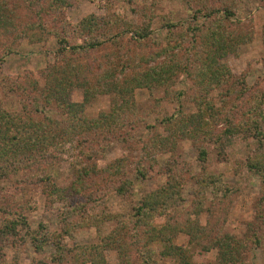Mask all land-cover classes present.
<instances>
[{"label":"trees","instance_id":"obj_1","mask_svg":"<svg viewBox=\"0 0 264 264\" xmlns=\"http://www.w3.org/2000/svg\"><path fill=\"white\" fill-rule=\"evenodd\" d=\"M215 1L219 6H211ZM231 1L185 0L189 20L163 18L166 45L145 58L112 60L105 56L84 62L86 55L107 45L123 49L125 38L150 42L152 10L142 7L136 12L130 8L139 16L130 22L110 10L109 0H94L100 9H106V15H89L74 24L66 14L67 0H20L11 5L9 0H0V46L4 47L0 49V64L17 51L20 39L40 44L53 38L57 45L54 63L45 69L42 85L29 76L24 81L3 80L6 92L19 98L20 110H6L0 103V180L21 173L26 183L42 187L52 204L66 210L59 233L50 232L45 224H39L34 232L25 216L30 206L2 198L0 242L11 238L14 249L29 243L36 254L51 247L48 264H107L105 251L117 254V264H160L167 259L173 264H196L187 246L215 252V264L246 263L251 246L260 244L257 229L250 225L242 239L223 232L226 211L236 191L220 175L208 172L204 147L213 144L219 149L220 160L225 161V150L237 138H252L258 143L244 164L263 188L257 206L258 231L264 228V131L260 125H264V93L248 87L244 77L233 75L223 62L242 41L228 33V26L235 22ZM19 7H23V17L15 12ZM199 18L206 22L197 23ZM152 43L158 45V41ZM181 76L190 81L193 93L174 90ZM76 89L82 92L81 102L72 101ZM139 90H163V99L178 104L179 109L162 120L168 135L139 142L143 157L136 162L120 158L98 168L96 162L110 151L112 142L127 143L130 131L148 115L137 108ZM214 91L218 92L212 96ZM96 97H108L110 105L91 118L86 108ZM184 102H191L195 112L186 113ZM178 140L191 142L201 167L199 174L190 176L195 187L190 205L178 212L172 210L183 202V180L173 173L175 164L167 163L166 182L142 197L126 221L97 210L106 191L102 187L111 185L117 195H125L132 187L128 179L131 170L137 180L147 179L148 155L173 153ZM63 161H68L74 180L61 188L53 182V171ZM206 201L221 211L218 225L200 224L199 216L213 209L205 207ZM73 214L80 219L70 220ZM111 222L116 223L115 228L99 244L80 247L64 242L74 228L98 229ZM127 229L131 235L126 234ZM176 234L187 237L186 247L174 244ZM0 264H20L17 253L8 263L0 248ZM32 264L46 263L36 260Z\"/></svg>","mask_w":264,"mask_h":264},{"label":"rangeland","instance_id":"obj_2","mask_svg":"<svg viewBox=\"0 0 264 264\" xmlns=\"http://www.w3.org/2000/svg\"><path fill=\"white\" fill-rule=\"evenodd\" d=\"M20 0H9L8 5L18 3ZM94 0H67L68 8L66 14L68 19L77 24L83 18L89 15L105 16L106 9H100V3L92 2ZM214 1V0H213ZM235 22L228 26L234 39L240 37L241 44L234 49V53L229 54L223 62L235 76H243L246 85L258 94L264 93V1L261 0H232ZM109 8L112 12L128 19L130 22H136L139 19L138 8H149L152 10L154 20L152 23V34L150 42H141L135 38H125L121 47L111 45L105 46L97 52L89 53L85 56V61H98L99 58L108 56L112 60L122 58H145L155 52L159 47L166 45L164 40V31L162 29V19L168 18L173 22L186 21L190 18L189 6L185 0H109ZM192 6L194 4L192 3ZM211 6H219L217 1L211 3ZM23 8V7H22ZM22 8H14L19 16H24ZM135 8L136 12L130 11ZM206 22L201 18L197 23ZM158 41V45L152 43ZM10 42H4V45ZM17 51L14 54L4 57L0 64V103L9 111H19V98L14 94L6 92L3 87V80L6 79H28L35 78L43 84V74L46 68L54 63L53 52L57 49L56 40L51 38L40 44H31L26 39L18 41ZM172 45H174L172 43ZM2 46V45H1ZM0 49H3L2 46ZM84 60V59H83ZM142 68H143V64ZM153 65V63H151ZM15 79V80H16ZM174 90H182L186 95L193 93L192 85L189 80L181 76L176 83ZM163 90H154L150 93L146 90H139L136 93L135 102L138 110L146 112L144 122H141L131 132V139L127 143L114 141L110 146V151L102 159L97 161L98 168H105L116 159L125 158L130 163L138 161L143 157L141 144L139 142L149 141L159 135L167 136L168 131L164 127L162 120L165 116L172 115L179 109L178 104L171 103L168 99H163ZM218 91H214L215 96ZM73 102H81V90H74L72 93ZM110 99L108 97H96L91 105L86 108L88 117H96L101 111L109 109ZM186 113L195 112L191 102L182 104ZM264 131L263 123L260 124ZM264 144V141H263ZM207 151V170L210 174L220 175L223 182L235 189L228 210L226 211V220L222 224L223 232L229 233L237 238L247 236L249 226L257 229L256 234L260 239L258 246H251L246 254L245 264H264V228L258 231V199L261 198L262 185L257 176H255L245 166V160L252 156L257 150L258 143L252 139H243L242 137L234 140L231 147L224 152L225 161L220 160L219 149L213 144L204 145ZM151 151V150H150ZM197 150L190 141H177L175 150L171 152H151L149 161H147L146 170H149L148 178L144 180L136 179L134 169L131 170L128 179L132 181L131 189L123 196L117 195L113 188L102 187L106 190L103 194L102 204L97 210H105L108 214H115L126 221L131 208L144 197L157 190L166 182L167 175L165 168L167 163H174L173 173L183 180L182 197L183 202L173 206L172 210L178 212L183 207L190 205L195 190L191 175H197L200 172L199 161L197 160ZM150 167V169H149ZM74 180L70 171L68 161L58 164L53 171V182L58 187H66ZM209 196L208 194L206 197ZM13 198L14 202L21 205H29L30 211L25 215L32 231H37L39 224H45L50 232L59 233L62 228L61 218L66 211L62 205L52 204L48 196L44 193L42 187L31 185L25 182L24 175L18 173L9 177L7 180H0V199ZM176 205V204H175ZM206 208H213L211 212H203L199 216L201 225L210 223L218 225L221 217V211L218 207L212 206L209 201L205 202ZM91 214L94 209H90ZM80 216L73 214L70 220L77 221ZM115 222L101 225L98 229L95 227H80L70 231V236L64 239L68 246H87L96 245L115 228ZM127 235H131V230L127 229ZM141 236V235H140ZM175 236V237H174ZM174 244L178 246H187V237L184 234L174 235ZM142 237V236H141ZM140 237V239H141ZM172 237V238H173ZM135 240V239H134ZM13 239L6 242H0V248L3 250L8 263L14 260L17 253V260L20 264H32L36 260H42L48 264L53 249L45 247L44 251L36 254L28 244L14 249ZM191 259L196 264H215V252H202L198 247L187 246ZM107 264H117L118 258L114 251L104 252ZM160 264H173L170 259Z\"/></svg>","mask_w":264,"mask_h":264}]
</instances>
